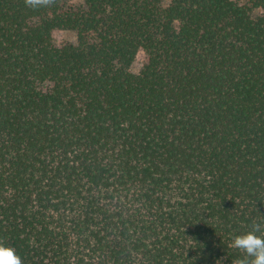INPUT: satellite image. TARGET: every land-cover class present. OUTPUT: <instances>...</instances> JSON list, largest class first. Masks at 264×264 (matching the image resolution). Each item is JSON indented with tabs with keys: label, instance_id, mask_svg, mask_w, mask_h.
Returning <instances> with one entry per match:
<instances>
[{
	"label": "trees",
	"instance_id": "1",
	"mask_svg": "<svg viewBox=\"0 0 264 264\" xmlns=\"http://www.w3.org/2000/svg\"><path fill=\"white\" fill-rule=\"evenodd\" d=\"M260 215L264 0H0V241L22 264H232Z\"/></svg>",
	"mask_w": 264,
	"mask_h": 264
},
{
	"label": "clouds",
	"instance_id": "2",
	"mask_svg": "<svg viewBox=\"0 0 264 264\" xmlns=\"http://www.w3.org/2000/svg\"><path fill=\"white\" fill-rule=\"evenodd\" d=\"M26 8L33 11L49 8L55 0H23ZM250 222L249 230L230 237L228 247L239 253L232 264H264V215ZM0 264H22L12 247L0 241Z\"/></svg>",
	"mask_w": 264,
	"mask_h": 264
},
{
	"label": "rangeland",
	"instance_id": "3",
	"mask_svg": "<svg viewBox=\"0 0 264 264\" xmlns=\"http://www.w3.org/2000/svg\"><path fill=\"white\" fill-rule=\"evenodd\" d=\"M58 38H59L60 40H63V39L70 40L72 37H71V35H69V34L61 33L60 35H58ZM139 67H140L139 62H138V61L135 62V64L132 66V70H133V72H137V71L139 70Z\"/></svg>",
	"mask_w": 264,
	"mask_h": 264
}]
</instances>
